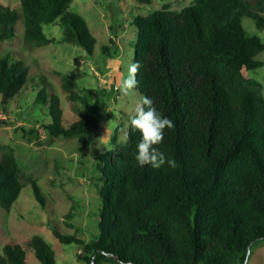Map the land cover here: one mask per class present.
Returning a JSON list of instances; mask_svg holds the SVG:
<instances>
[{
    "label": "trees",
    "instance_id": "obj_1",
    "mask_svg": "<svg viewBox=\"0 0 264 264\" xmlns=\"http://www.w3.org/2000/svg\"><path fill=\"white\" fill-rule=\"evenodd\" d=\"M73 1L20 0L21 12L0 3V43L16 37L23 19L24 47H45L56 42L45 27L59 20L63 42L92 55L96 39L85 19L68 11ZM244 18L263 29V0H195L180 12L164 7L135 18L136 90L174 122L156 147L176 167L139 166L141 134L131 125L125 145L97 154L99 236L86 242L52 226L61 243L81 248L87 264H244L249 246L264 239V97L244 77L263 67L257 56L264 42L248 34ZM29 71L10 54L0 58L1 105L21 94ZM60 81L71 100L80 99L75 82L63 74ZM36 103L48 107L52 123L42 128L51 136L77 138L97 124L84 116L64 126L60 100L46 88ZM20 168L12 148L2 147L0 207L7 211L23 190ZM32 188L45 205L39 186ZM29 246L40 264H56L42 237H31ZM0 264H26L22 246L6 244Z\"/></svg>",
    "mask_w": 264,
    "mask_h": 264
},
{
    "label": "rangeland",
    "instance_id": "obj_2",
    "mask_svg": "<svg viewBox=\"0 0 264 264\" xmlns=\"http://www.w3.org/2000/svg\"><path fill=\"white\" fill-rule=\"evenodd\" d=\"M0 3L22 10L20 0ZM194 3L195 0H74L68 11L82 16L95 37L92 55L81 46L63 42L64 29L59 20L45 27L46 35L56 40L45 47H24L23 19L17 24L16 37L0 43V58L10 54L30 66L20 95L4 106L0 95V155L2 147L12 148L20 163L23 185L10 211L0 207V254L6 244L14 241L24 249L26 264H40L29 246L31 237L38 235L51 247L56 264H87L79 258L81 248L61 243L52 226L86 242L99 236L102 184L97 154L116 152L117 147L128 142L130 118L143 97L136 89L127 97L117 90L135 57L138 34L134 20L164 7L180 12ZM243 25L249 35L264 42V28H258L255 20L244 18ZM104 47H108L107 52ZM257 59L264 63V51ZM60 74L76 83L80 99L68 97ZM244 77L246 85L259 89L264 97V65L245 71ZM252 80L260 86L249 84ZM41 88L59 98L64 126L84 116L96 119V126L77 138L48 134L42 128L52 123L48 107L36 103ZM34 183L41 189L45 205L35 198ZM247 264H264V239L252 246Z\"/></svg>",
    "mask_w": 264,
    "mask_h": 264
},
{
    "label": "clouds",
    "instance_id": "obj_3",
    "mask_svg": "<svg viewBox=\"0 0 264 264\" xmlns=\"http://www.w3.org/2000/svg\"><path fill=\"white\" fill-rule=\"evenodd\" d=\"M140 67L139 61H133L128 65L126 77L122 78L117 86V90L122 96H129L137 88L139 83L137 74ZM130 125L141 134L135 155L139 166L151 165L158 169L168 164L170 167H176V161L167 158L156 147L163 142L165 129L174 128V122L157 111L150 97L143 96L141 98V102L135 108V115L130 118Z\"/></svg>",
    "mask_w": 264,
    "mask_h": 264
},
{
    "label": "water",
    "instance_id": "obj_4",
    "mask_svg": "<svg viewBox=\"0 0 264 264\" xmlns=\"http://www.w3.org/2000/svg\"><path fill=\"white\" fill-rule=\"evenodd\" d=\"M252 246L253 245H250L249 248H248V252H247V256H246V260L244 262V264H247L248 262V259H249V256H250V253H251V249H252ZM118 262H120V259L118 257H114ZM92 264H95V262L93 261Z\"/></svg>",
    "mask_w": 264,
    "mask_h": 264
}]
</instances>
